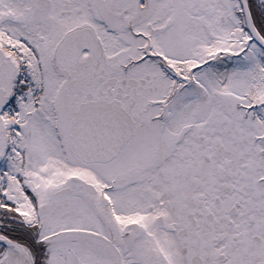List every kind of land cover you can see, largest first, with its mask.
I'll use <instances>...</instances> for the list:
<instances>
[{"label":"snow or ice","instance_id":"obj_1","mask_svg":"<svg viewBox=\"0 0 264 264\" xmlns=\"http://www.w3.org/2000/svg\"><path fill=\"white\" fill-rule=\"evenodd\" d=\"M0 264H264V0H0Z\"/></svg>","mask_w":264,"mask_h":264}]
</instances>
